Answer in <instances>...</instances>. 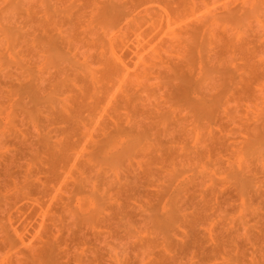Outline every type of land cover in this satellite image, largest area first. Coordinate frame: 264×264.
<instances>
[{
	"label": "rangeland",
	"instance_id": "rangeland-1",
	"mask_svg": "<svg viewBox=\"0 0 264 264\" xmlns=\"http://www.w3.org/2000/svg\"><path fill=\"white\" fill-rule=\"evenodd\" d=\"M0 264H264V0H0Z\"/></svg>",
	"mask_w": 264,
	"mask_h": 264
}]
</instances>
